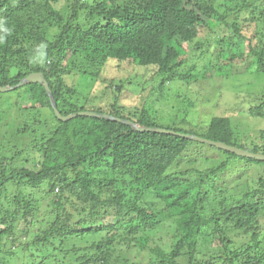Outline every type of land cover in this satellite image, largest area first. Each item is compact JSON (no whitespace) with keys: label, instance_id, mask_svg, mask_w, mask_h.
I'll return each mask as SVG.
<instances>
[{"label":"trees","instance_id":"16d2710c","mask_svg":"<svg viewBox=\"0 0 264 264\" xmlns=\"http://www.w3.org/2000/svg\"><path fill=\"white\" fill-rule=\"evenodd\" d=\"M0 21L12 29L0 86L41 72L62 115L107 113L264 154V126L251 138L230 116H198L195 89L253 75L261 90L245 113L264 121V0H0ZM124 74L148 91L141 105L120 103ZM1 97L37 111L12 126L0 117V264H264L263 160L103 118L59 120L39 83ZM163 99L174 108L160 115ZM237 162L256 166L254 179L218 184Z\"/></svg>","mask_w":264,"mask_h":264},{"label":"rangeland","instance_id":"374dc122","mask_svg":"<svg viewBox=\"0 0 264 264\" xmlns=\"http://www.w3.org/2000/svg\"><path fill=\"white\" fill-rule=\"evenodd\" d=\"M190 48V47H189ZM194 53V52H193ZM242 62H244V59H242ZM105 79L113 77L115 74L116 76H120V73L116 72L114 69L110 72L109 70L106 71ZM112 73V74H111ZM135 73V72H134ZM228 74V73H226ZM132 75L130 77H126L127 74H124L122 79L124 78V87H123V93L121 94V100L120 103L123 104L126 108H132L136 105H141L143 99L148 94V91L145 93L140 94L138 88L133 87V81H132ZM206 75H209V72H207ZM238 75V74H236ZM236 75H223V76H211L214 80L215 85L210 82L208 84L205 82H202L201 85L195 86L196 92L199 93L200 99L198 102V110L204 109L205 111L198 114L200 116L201 114H204V116H208L210 114L215 115H227L230 116L233 124L236 125L237 135L243 136L246 134L250 135L251 138H253L254 135L257 134L258 131L264 126L263 122H258L257 120H252L249 118L247 113L245 111L249 107L248 100L250 101V98L254 96V92L261 90V85L256 83L258 80L253 75H246V76H236ZM73 85L76 87L78 91H80L83 95L87 94L90 90V87L92 85V81L87 77L78 78L76 83ZM213 86H216L215 88ZM263 87V85H262ZM10 98L9 101H13L14 94H7ZM166 97H172L170 95V88L168 87V92L165 93ZM4 98H0V102L3 101ZM222 100V101H221ZM174 104L166 101L163 99L162 101L154 102L153 108L160 111V115H164V112H168L169 107H173ZM177 109V107L175 106ZM27 111V112H26ZM23 111V113L19 114L14 110V107H9L8 105H0V117H5L6 122L8 125L12 126L18 123V121L23 120L25 117H28L30 111H32V115L36 114L37 110L31 109ZM38 116V115H37ZM32 117V116H31ZM195 122V119H194ZM164 123V122H163ZM258 123V124H257ZM39 131L43 132L46 130L45 124H43L42 120L40 121V124L37 128ZM245 131V133H244ZM11 134L8 132L5 137L9 138L11 141L14 142V139L10 138ZM25 140V137H22V141ZM19 141V140H18ZM216 158L218 157V160H220L221 155L219 153L215 154ZM219 161L214 162L213 164L218 163ZM236 164H239V167H237ZM209 166V165H206ZM232 168V167H231ZM237 170H240L239 172L242 173V176L239 177V172H235V170H229L225 172V175H220L216 178L218 184H224L225 186H230V184L233 181H243L245 178L248 180L254 179L253 174L256 173V166L252 165L251 168L246 170V167L242 163H235V167H233ZM255 168V169H254ZM45 205V204H44ZM44 205L42 207V210H44ZM260 223L263 225L264 223V217L260 219ZM20 228L24 227V223L20 224ZM97 239V237H95ZM24 240V239H23ZM94 239L89 236L88 243L90 244L93 242ZM84 241H80V244L83 245ZM87 244V243H86ZM84 246V245H83ZM120 248L124 251H127L128 256L130 254V258L134 259V251L132 250H125V247L122 245H118ZM70 249V248H68ZM116 254V253H115ZM58 259L60 257L58 256ZM52 264H57L52 262Z\"/></svg>","mask_w":264,"mask_h":264},{"label":"water","instance_id":"95a60500","mask_svg":"<svg viewBox=\"0 0 264 264\" xmlns=\"http://www.w3.org/2000/svg\"><path fill=\"white\" fill-rule=\"evenodd\" d=\"M29 82L39 83L43 86V88H44V90H45V92L49 98L53 112L59 120L66 121V120H69V119L74 118L76 116H91V117H96V118H103V119H107V120H112V121L124 123L126 125H129L133 130L176 134V135H179V136H182L185 138H189V139L196 140L199 142H204V143L209 144V145H213V146L220 148L222 150L234 153L240 157L254 158L257 160H263L264 161V154H262V153H254L251 151H247V150L238 148V147L233 146V145H228V144L220 142V141H212L210 139L202 138V137H199V136L193 135V134H184V133L175 132L173 130L158 128V127H147V126L137 124V123L130 121V120H127V119L118 118L116 116H113V115H110L107 113H97V112H93V111H78V112H73V113H70L67 115H62L57 109L55 100L53 98L52 91L49 88L48 83H47L46 79L44 78V76L41 72H33V73L28 74L27 76L22 78L16 85L0 86V92L10 91L16 87L22 86V85L29 83Z\"/></svg>","mask_w":264,"mask_h":264},{"label":"clouds","instance_id":"9594fccd","mask_svg":"<svg viewBox=\"0 0 264 264\" xmlns=\"http://www.w3.org/2000/svg\"><path fill=\"white\" fill-rule=\"evenodd\" d=\"M12 29L5 26L4 22L0 21V43H2L7 35L11 34ZM46 47L45 44H40L39 48L44 49ZM45 53L41 52L40 57L43 59L45 57Z\"/></svg>","mask_w":264,"mask_h":264}]
</instances>
